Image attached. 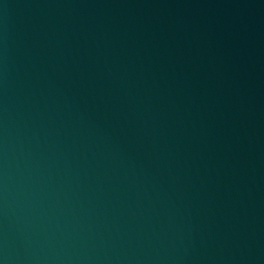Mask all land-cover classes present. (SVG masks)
Wrapping results in <instances>:
<instances>
[{"label":"water","instance_id":"obj_1","mask_svg":"<svg viewBox=\"0 0 264 264\" xmlns=\"http://www.w3.org/2000/svg\"><path fill=\"white\" fill-rule=\"evenodd\" d=\"M0 264H264V0H0Z\"/></svg>","mask_w":264,"mask_h":264}]
</instances>
